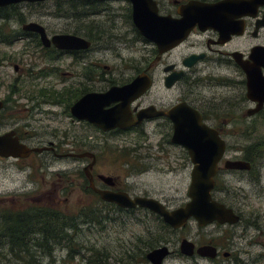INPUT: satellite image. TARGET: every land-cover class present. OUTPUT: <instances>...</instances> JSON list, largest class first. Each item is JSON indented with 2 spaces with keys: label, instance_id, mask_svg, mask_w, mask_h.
<instances>
[{
  "label": "flooded vegetation",
  "instance_id": "af4514ba",
  "mask_svg": "<svg viewBox=\"0 0 264 264\" xmlns=\"http://www.w3.org/2000/svg\"><path fill=\"white\" fill-rule=\"evenodd\" d=\"M64 1H79L87 8L78 12L76 17L70 16L73 21L83 25L63 34L85 39L91 42V45L79 49H60L54 44L46 47L38 33L25 31L23 26L20 39L32 38L34 47L39 48L44 56L49 57L50 61L65 60L66 68L64 67L63 72L61 68H56V71H61L63 78H58L53 69L55 82H51L49 89L43 88L33 94L30 99L33 104L18 107L0 99L4 103L0 109V135L14 132L20 142L39 150L26 158L13 159L19 168L24 170L26 181L22 188H18L17 199L0 198V226L7 223L9 214L23 217L26 209L41 207L46 200L49 203L47 207L64 213L61 208L69 201L67 194L75 192H86L98 204L112 210H140L141 208L124 209L115 203L104 201L101 195L94 191L90 176L94 179V187L99 190L124 192L132 198L149 197L127 191L120 185L119 178L105 175L102 161H113L109 156L115 155V150L120 149L113 146V143H129L136 146L152 138L158 140L157 145L163 151V156L158 160H163L164 171L179 173L191 167L192 174L194 164L188 151L173 142L175 120H184L191 115L186 109L197 113L202 122L217 130L224 140V130L258 128L263 123L264 103L261 105L256 96L264 94V5L250 3L239 8L218 7L211 16L209 26L196 25L180 45L162 54L152 41L141 35L137 36L143 43V62L139 66L135 65L133 75L126 78L124 74L121 76L109 72L110 68L104 65L103 56L106 53L104 50L112 47L117 41L120 44L114 49H117V56L120 57L122 43L127 41L122 33L124 27L139 34L133 21L132 4L128 0ZM119 1H127L130 5L125 16H118L119 11L111 5L92 11L94 5ZM155 1L160 15L180 19L181 8L192 1L215 5L224 0ZM88 15L103 17V24H91L93 29L90 30L89 25H85ZM118 18H125L124 21H119L123 26L117 24ZM108 23H112L109 29L106 25ZM90 32L94 33L92 39L97 40L89 38ZM47 35L51 39L60 34L50 36L47 32ZM15 70L18 71L19 68L16 67ZM139 77H144L148 84L141 97L111 100L106 106L99 103L98 95L105 94L114 87L130 85ZM20 91L21 89L15 87L12 95ZM89 95L95 96L88 98L80 109H75L76 105ZM124 102H128V106L119 110ZM104 111L109 112V119L113 122L116 120L117 127L108 131L103 129L107 126ZM142 111L145 112L140 117ZM10 120L16 122V127L3 132L5 126L8 128ZM17 121L23 123L19 124ZM164 146L181 148L184 153L182 156H171V152ZM126 149H120L122 155ZM87 153L92 156L80 157ZM130 155L137 164H141V167H135L137 170L133 171L134 173H144L149 169V164L143 163L146 159H142L141 155L135 152ZM7 160L9 158L0 157L3 168L6 167L3 162ZM227 160L230 159L225 156L220 162L218 175L223 171V164L225 168ZM238 160L246 161L244 158ZM127 162L130 168L132 161ZM251 166L253 167V164ZM25 200L32 203L25 205ZM228 207L240 216L239 222L210 224L224 230L209 241L194 242L183 237L179 245L180 253L185 255L182 244L188 240L194 244V254L191 256L194 259L198 257L213 264H246L243 260V255L246 254L244 247L255 245L254 238H249V230L259 229L260 235L264 232L260 230L262 227L258 222L243 216L236 208ZM210 225L199 226L206 228ZM3 232L4 230L0 231V251L6 245L4 241L7 236ZM164 246L170 250L171 245L161 247ZM203 247H213L216 250L215 257L198 255V250ZM170 252V255L176 253L172 250Z\"/></svg>",
  "mask_w": 264,
  "mask_h": 264
},
{
  "label": "rangeland",
  "instance_id": "374dc122",
  "mask_svg": "<svg viewBox=\"0 0 264 264\" xmlns=\"http://www.w3.org/2000/svg\"><path fill=\"white\" fill-rule=\"evenodd\" d=\"M110 5L119 11L118 16L119 14L120 16L128 14L126 10L130 5L127 1L94 5L92 11ZM83 7L84 5L79 1L52 0L21 3L16 5L14 11L12 7L0 9H6L0 11V99L7 100V104L18 107L33 104V100H30L31 96L43 88L49 89L51 82H55L54 73L58 78L62 77L61 71H56V68H61L62 72L66 68L65 60L50 61L49 57L44 56L39 48L34 47L32 38L20 39L23 26L36 22L44 26L50 36L69 33L75 27L83 25L73 21V18L70 17L78 16V12L85 9ZM121 19H116L119 26H123L119 21L125 20V18ZM103 20V17L88 15L85 25H89L91 30L93 29L91 24L102 25ZM106 25L108 29L112 27V23ZM122 33L125 34L127 41L122 43L123 49L120 57L117 56V49H114L117 44H120L116 41L112 47L104 50L106 53H104L103 62L110 68L109 72L121 76L124 74V77L129 78L133 75L135 65L142 64L144 49L143 43L137 39L135 32L124 27ZM16 67L19 68L18 71L15 70ZM53 69L56 72L53 73ZM15 87L21 91L12 95ZM11 110L10 107L9 111ZM13 115L16 116L18 113ZM17 122L23 123L22 121ZM15 123L10 120L8 128L6 129L5 126L3 132L15 128ZM223 136L228 144L226 158L230 160L243 159L247 148L264 141V116L263 123L258 128L228 129L224 130ZM157 143L156 138L144 140L136 146L129 143H113V146L127 149L123 155L120 149H116L115 155L109 156L111 160L113 159L109 163L103 160V173L119 178L120 185L127 191L131 190L137 194L156 198L169 210H175L190 201L188 192L191 183V167L179 173L164 171L163 160H158L163 156V151L159 149ZM164 148L171 152V156H182L184 153L181 148L173 149L170 146H164ZM134 152L141 155L142 159H146L143 161V163L149 164L147 165L149 169L146 172H133L137 170L136 166L141 167V164H137L130 155ZM129 160L132 161L130 168L126 164ZM3 163L6 164V167L3 168L2 163L0 164V198L11 199L14 197L17 199L18 188H22L26 181L24 170H21L13 159ZM150 165L153 166L150 167ZM222 168L223 171L216 178L219 189L214 191L215 199L236 208L242 212L243 216L258 222L262 227L260 230L264 232V154L249 172L226 170L224 164ZM67 197L69 201L62 205L61 211L77 216L83 209L96 208L95 210L101 216V218L99 217L101 224H90L80 220L78 238L86 249L83 250L81 256L74 260L67 259V251L58 250L55 255L56 262L53 264H87L92 254L98 251L103 254L104 260L108 264H151L148 260L136 262L135 259L129 257L136 256L135 258H137L139 256L141 259L140 256L144 253H149L163 245H171L170 250L176 251L166 259L164 264H213L210 261L200 260L198 257L194 259L181 254L180 241L183 237L194 242L209 241L222 234L224 229L219 230L214 225L201 228L194 219H191L185 227L174 229L166 224L162 217L147 210L140 209L135 212L112 210L98 204L86 192L67 194ZM30 203L32 202L25 200V205ZM48 204L46 200L41 206L47 207ZM249 232V238H254L255 245L244 247L246 254L243 255V260L246 264H264V234L260 235L259 229H250ZM256 237L260 238L256 239ZM7 252L8 249L4 246L0 251V264H8ZM43 264L52 263L51 260H46Z\"/></svg>",
  "mask_w": 264,
  "mask_h": 264
},
{
  "label": "water",
  "instance_id": "95a60500",
  "mask_svg": "<svg viewBox=\"0 0 264 264\" xmlns=\"http://www.w3.org/2000/svg\"><path fill=\"white\" fill-rule=\"evenodd\" d=\"M52 0H0V8H6L21 3H39ZM91 1V0H89ZM109 1V0H104ZM132 4V16L134 24L139 34L147 40L152 41L159 49L160 53H165L180 45L191 33L196 25L207 27L211 23V16L218 7L239 8L244 5L255 3L257 6L264 5V0H224L218 4H203L192 1L184 5L181 10V18L176 19L171 16L159 14L158 4L155 0H128ZM25 31L38 33L46 47L54 44L60 49L88 48L91 42L73 35L60 34L48 37L46 29L39 23H28L24 25ZM144 77H139L137 81L124 87H114L105 94L98 95L99 103L106 106L111 100H125L131 97L137 99L147 90ZM95 95H89L80 101L75 109H80L82 105ZM261 105L264 103V94L256 96ZM130 98V99H131ZM4 103L0 100V109ZM128 102H124L119 110L125 109ZM145 111H142L140 117ZM189 117L184 120H175V135L173 142L184 147L188 151L194 168L191 174L189 186L190 201L185 206L175 210H169L161 201L152 197L132 198L128 193L112 192L110 190H99L94 187V179L90 176L91 184L96 193L109 203H115L124 209L141 208L149 210L164 220L166 224L174 229H181L194 219L200 226H207L214 222L221 224H234L240 221V216L226 204L214 198L216 188V177L219 173V165L227 153V143L215 129L209 128L201 117L186 109ZM109 112L104 111L107 126L104 130L114 129L116 124L109 119ZM107 117V118H106ZM91 119V118H90ZM93 120V119H91ZM97 121V120H94ZM113 124V125H112ZM109 125V126H108ZM38 149L29 148L14 136V132L0 135V157L5 158H26ZM92 156L87 153L80 157ZM227 170L250 171L252 166L243 160H227L225 163ZM183 253L191 257L194 254V244L186 240L182 244ZM216 250L213 247H203L198 250V255L202 257H215ZM171 252L167 246L154 249L147 254V260L151 264H164Z\"/></svg>",
  "mask_w": 264,
  "mask_h": 264
},
{
  "label": "trees",
  "instance_id": "16d2710c",
  "mask_svg": "<svg viewBox=\"0 0 264 264\" xmlns=\"http://www.w3.org/2000/svg\"><path fill=\"white\" fill-rule=\"evenodd\" d=\"M83 8L86 6L84 5ZM12 9L14 11L16 7L12 6ZM3 15L6 16L7 14ZM136 34L138 37L140 36L138 33ZM92 35L94 33L90 32L89 38L91 40L95 39H92ZM245 153L244 159L255 165L264 154V141L250 146ZM218 189L217 183L215 190ZM98 213L95 209L90 208L89 210L83 209L81 214L76 216L62 213L52 207L41 206L26 209L23 217L17 214H9L7 223L0 227V231L4 230L3 234L6 233L7 236L4 244L8 249V264H43L46 260H51L53 264L56 262L55 255L58 250L67 251V259L74 260L81 256L83 250L86 249L78 238L79 221L101 224V216ZM147 254L144 253L140 256L141 259L139 256L129 258L135 259L136 262L138 260L146 261ZM87 264H108V262L104 260L103 254L98 251L92 254Z\"/></svg>",
  "mask_w": 264,
  "mask_h": 264
},
{
  "label": "bare ground",
  "instance_id": "6f19581e",
  "mask_svg": "<svg viewBox=\"0 0 264 264\" xmlns=\"http://www.w3.org/2000/svg\"><path fill=\"white\" fill-rule=\"evenodd\" d=\"M218 176V175H217ZM217 178V177H216ZM216 184H217V181H216ZM225 204V203H224Z\"/></svg>",
  "mask_w": 264,
  "mask_h": 264
}]
</instances>
